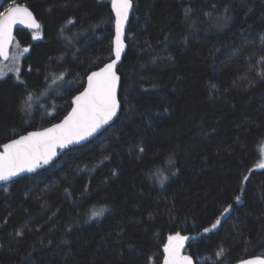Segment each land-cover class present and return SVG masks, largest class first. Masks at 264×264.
Returning <instances> with one entry per match:
<instances>
[{
  "label": "trees",
  "instance_id": "obj_1",
  "mask_svg": "<svg viewBox=\"0 0 264 264\" xmlns=\"http://www.w3.org/2000/svg\"><path fill=\"white\" fill-rule=\"evenodd\" d=\"M16 1L43 38L17 31L31 50L0 80V144L61 120L113 58L111 0ZM133 1L118 119L0 186V264H162L177 233L195 264L264 257V0Z\"/></svg>",
  "mask_w": 264,
  "mask_h": 264
},
{
  "label": "snow or ice",
  "instance_id": "obj_2",
  "mask_svg": "<svg viewBox=\"0 0 264 264\" xmlns=\"http://www.w3.org/2000/svg\"><path fill=\"white\" fill-rule=\"evenodd\" d=\"M111 3L116 12L115 60L88 76L87 87L74 97L75 106L60 124L43 131L29 132L0 146L3 148L0 152V181H9L19 173L33 171L41 163L48 164L55 156L57 148H64L92 136L103 126L109 125L110 121L117 116L120 108V102L117 99L120 77L115 72V66L124 47L121 39L122 29L132 3L131 0H111ZM17 21L27 22L30 26L39 28L32 18V13L26 7L15 5L0 13V55L5 58H7L6 49L12 42L11 29ZM31 100L32 95L28 94L23 102L26 110L31 108ZM259 166L264 168V163ZM164 179L166 177L162 178L161 182ZM236 200L239 201L240 197L237 196ZM228 207L231 208V205ZM105 211L106 209L94 210L91 214L92 218L103 216ZM219 222L217 219L212 224V228H215ZM204 231L207 232L209 229L205 228ZM17 235L22 236L23 233L19 232ZM186 239L187 237H182L179 233L169 237V244L165 248L167 257L164 264H192L190 257L181 255ZM241 264H264V259L246 260Z\"/></svg>",
  "mask_w": 264,
  "mask_h": 264
},
{
  "label": "water",
  "instance_id": "obj_3",
  "mask_svg": "<svg viewBox=\"0 0 264 264\" xmlns=\"http://www.w3.org/2000/svg\"><path fill=\"white\" fill-rule=\"evenodd\" d=\"M131 3H132V6H131V8L129 9V12H128V18H127V20L125 21V23H124V25H123V29H122V37H121V39H122V42H123L124 47H123L122 52H121V57H120L119 61L116 62V66H115V72H116V74L120 77L119 85H118V89H117V99H118L119 102H120V108H119V110H118V112H117V116L113 118V121H110L109 125H105V126H103V127H102L101 129H99L97 132L93 133L92 136H89V137L85 138L84 140H81V141H78V142H74V143H72V144H69V145H67V146L64 147V148H57V149H56V154H55V156H53V157L50 159V161H49L48 164H43V163H41L40 166L37 167V168H35L33 171H30V172H29V171H25V172L19 173L17 176L12 177L9 181H0V186L3 185V184H7V183H9V182H11V181H13V180H15V179L21 177V176H24V175H27V174H35V173H37V172H39V171H41V170H43V169L48 168V167L51 166V164L54 163V162H55V161H56V160H57V159H58V158H59L64 152H66L67 150H69V149H71V148H73V147L81 146V145H84V144L90 142L91 140H93L94 138H96L97 136H99L104 130L107 129V127H109L110 125H112V124L118 119V117H119V115H120V113H121V109H122V103H121L120 98H119V94H120V89H121V83H122V80H121V75H120L119 72H118V69H119V66H120V64L122 63L123 58H124V56H125V54H126V52H127V49H128V43H127L126 37H127V30H128V27H129V23H130V20H131L132 14H133V10H134V1L131 0ZM17 5H19V6H21V7H26V8L32 13V18L34 19L35 23L39 25V28H36L35 26H30L29 23H27V22H26V23H20L19 21H17L15 24H13L12 29H11L12 42H11V44H10V45L7 47V49H6V51H7V58H5L3 55H0V57H1L2 59H4V60H7V59L9 58V56H10V50H11V48H12V45H13V42H14V38H15V33H16L17 30H19V29L39 30V29L41 28V25H42L41 22L38 20V18L36 17L35 13L33 12V10H32L31 8H29V7L26 6L25 4H17ZM14 6H15V5H14ZM12 7H13V6H12ZM111 7H112L113 14H114L113 58H112L110 61L106 62V63H105L103 66H101L100 68H97V69L92 70V71L87 75V77H86V83H85L84 88H83L80 92H78L75 96L79 95L82 91L85 90V88L87 87V78H88V76H89L92 72L99 71V70H100L101 68H103L106 64L111 63L113 60H115V37H116V26H115V21H116V12H115V9H114L113 6H112V3H111ZM75 96H74V97H75ZM74 97L72 98V101H71V102H72V106H71L70 110L68 111V113H67V114H66L61 120H59V121H57V122H54V123H52V124H50V125H48V126H45V127H43V128L32 129V130H29V131H27V132H25V133H21V134L17 135L16 137H14V138H12V139H10V140H8V141H6V142L0 144V146H2V145L5 144V143H9V142H10L11 140H13V139H18L21 135H27L29 132L43 131L44 129H47V128H51V127H53V125L60 124V123L63 121V119H64V118H65V117H66V116L72 111V108L75 106V105H74ZM2 151H3V148L0 147V152H2ZM190 240H191V237H190V236L187 237L186 240H184L183 248L181 249V255H182V256H187V257H189V256L185 253V251H186V245H187V243H188ZM166 257H167V253H165V257H164V260H163L162 264H164V261H165ZM251 259H264V257H263V256H259V255L249 256V257H247V258H245V259H242V260H240V261H238V262H236V263H234V264H241L242 261L251 260ZM191 261H192V264H195L194 261H193L192 259H191Z\"/></svg>",
  "mask_w": 264,
  "mask_h": 264
},
{
  "label": "rangeland",
  "instance_id": "obj_4",
  "mask_svg": "<svg viewBox=\"0 0 264 264\" xmlns=\"http://www.w3.org/2000/svg\"><path fill=\"white\" fill-rule=\"evenodd\" d=\"M4 1L5 0H0V4L4 3L2 11L0 13H3L6 9H8L14 5L20 4V2L16 1V0H7L6 2H4ZM21 4H23V3H21ZM32 37L36 40L41 39L43 37V33H42V31L32 32ZM25 49H27V51H25ZM29 51H30L29 46H23L18 39H15L13 46L11 48L9 58L7 60L0 58V80L6 79V78H8V76H11V75L18 77L23 71L24 56L27 55ZM58 84H59V79H56L55 83L52 82L42 92L41 96L39 98H37V100L36 99L31 100L32 101L30 103L31 108H33V106L35 105L34 102H38L40 98L49 95L50 93L54 92L55 90H58V87H59ZM262 153H264V145L262 147ZM231 211H232V208H228L227 211H224L222 216L219 218V221H220L219 224H217L215 228H210L209 230H216L219 227L222 220H224V218H226L230 214Z\"/></svg>",
  "mask_w": 264,
  "mask_h": 264
},
{
  "label": "flooded vegetation",
  "instance_id": "obj_5",
  "mask_svg": "<svg viewBox=\"0 0 264 264\" xmlns=\"http://www.w3.org/2000/svg\"><path fill=\"white\" fill-rule=\"evenodd\" d=\"M20 4H21V3H20ZM26 6H27V5H26ZM19 30H20V29H19ZM21 30H25L26 32L30 33V37H31V39H33L34 42H35V41H39V40H41V39L43 38V37H42L41 39H37V40H36V39H34V38L32 37V32H35V31H36V32H37V31H42V25H41V28H40L39 30H29V29H21ZM17 31H18V30H17ZM17 31H16V33H15V38H14V40L17 39ZM13 43H14V42H13ZM12 46H13V45H12ZM29 47H30V50H31V46H29ZM10 52H11V50H10ZM29 52H30V51H29ZM29 52H28V53H29ZM0 58H1V57H0Z\"/></svg>",
  "mask_w": 264,
  "mask_h": 264
}]
</instances>
